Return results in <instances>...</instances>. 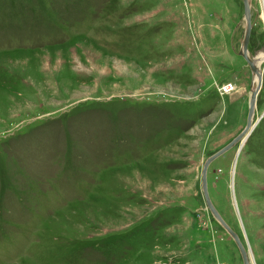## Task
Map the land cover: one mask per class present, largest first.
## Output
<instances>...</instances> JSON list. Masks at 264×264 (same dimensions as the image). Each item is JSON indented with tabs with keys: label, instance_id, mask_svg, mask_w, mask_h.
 I'll return each mask as SVG.
<instances>
[{
	"label": "rangeland",
	"instance_id": "obj_1",
	"mask_svg": "<svg viewBox=\"0 0 264 264\" xmlns=\"http://www.w3.org/2000/svg\"><path fill=\"white\" fill-rule=\"evenodd\" d=\"M249 2L255 124L206 185L264 264V0ZM245 29L242 0H0V264H242L201 175L246 124Z\"/></svg>",
	"mask_w": 264,
	"mask_h": 264
},
{
	"label": "water",
	"instance_id": "obj_2",
	"mask_svg": "<svg viewBox=\"0 0 264 264\" xmlns=\"http://www.w3.org/2000/svg\"><path fill=\"white\" fill-rule=\"evenodd\" d=\"M242 6H243V17L246 22V29L243 37V42H242V49L240 52V56L245 60L246 64L248 65L250 71L252 72L253 75H256L257 77V82H256V87L250 94L249 98V103H248V111H247V118H246V124L243 129V131L237 135L232 141H230L227 145H225L223 148H221L219 151L214 153L212 156H210L204 163L203 169H202V175H201V189H202V195L203 199L206 205V208L210 211L212 216L215 218V220L221 225V227L229 234V236L233 239L239 254L242 259V264H249V258L247 251L243 247L239 237L237 234H235L229 227L228 225L223 221L221 216L217 213L215 208L213 207L208 193H207V185H206V172L209 164L214 161L216 158L222 156L226 152H228L230 149H232L236 144H239L240 147L245 143L246 139L249 137L254 124H253V114H254V108H255V102H256V97L257 94L260 90L261 87V74L259 71L256 69L255 66V58H249L247 55V45L249 42L250 38V33H251V15H250V2L249 0H242Z\"/></svg>",
	"mask_w": 264,
	"mask_h": 264
},
{
	"label": "bare ground",
	"instance_id": "obj_3",
	"mask_svg": "<svg viewBox=\"0 0 264 264\" xmlns=\"http://www.w3.org/2000/svg\"><path fill=\"white\" fill-rule=\"evenodd\" d=\"M248 55V54H247ZM249 57V56H248ZM250 58V57H249ZM263 57H262V55L261 56H259L257 59H256V61H255V66H256V69L259 71V73L261 74V66H260V64H261V60L260 59H262ZM254 81H255V84H256V82H257V77H256V75H254ZM255 124V123H254ZM233 173H234V171H233ZM250 262V261H249Z\"/></svg>",
	"mask_w": 264,
	"mask_h": 264
}]
</instances>
